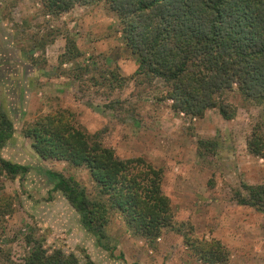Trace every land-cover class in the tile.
I'll return each mask as SVG.
<instances>
[{
  "label": "rangeland",
  "instance_id": "374dc122",
  "mask_svg": "<svg viewBox=\"0 0 264 264\" xmlns=\"http://www.w3.org/2000/svg\"><path fill=\"white\" fill-rule=\"evenodd\" d=\"M43 2L0 0V109L14 127L0 157L29 168L16 177L0 171V264H24L36 244L79 264H264V205L237 202L264 186V105L227 89L219 98L230 119L218 107L177 111L171 86L141 70L105 1L66 12ZM67 40L80 54L71 61L62 56ZM50 124L90 146L39 156L29 134ZM96 145L125 163L139 192L156 179L166 211L157 228L137 229L119 206V183L93 177L84 158ZM46 170L72 177L98 204L107 249L51 191Z\"/></svg>",
  "mask_w": 264,
  "mask_h": 264
},
{
  "label": "trees",
  "instance_id": "16d2710c",
  "mask_svg": "<svg viewBox=\"0 0 264 264\" xmlns=\"http://www.w3.org/2000/svg\"><path fill=\"white\" fill-rule=\"evenodd\" d=\"M43 1L49 12H66L77 3L101 0ZM103 1L118 18L126 45L139 58L141 70L171 86L175 110L202 116L206 109L218 107L223 117L230 119L233 114L227 109L226 100L219 98L226 95L227 89V92H237L246 102L264 105V0ZM67 55H71L69 61L80 56L72 40H67L62 56ZM215 92L219 99L214 97ZM48 126L53 129L37 128L29 134L41 157L57 153L65 156L63 148L81 152L90 146L83 134ZM13 134L12 122L0 109V150ZM256 143L250 141L249 146L252 148ZM90 153L84 159L93 177L109 188L115 181L119 183L122 203L119 206L137 229L157 228L156 217L166 211L157 196L156 179L139 192L134 178L125 180L128 175L125 163L115 159L110 151L96 145ZM0 171L16 177L28 173L29 168L0 157ZM45 172L53 183L51 191L63 194L79 214L84 230L96 238L100 247L107 249L103 242L105 224L98 217V204L88 198L72 177L51 170ZM247 189L249 198L238 195L239 204L264 205V186ZM31 247L24 264H79L75 256L60 250L48 253L40 244Z\"/></svg>",
  "mask_w": 264,
  "mask_h": 264
}]
</instances>
